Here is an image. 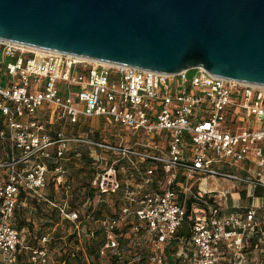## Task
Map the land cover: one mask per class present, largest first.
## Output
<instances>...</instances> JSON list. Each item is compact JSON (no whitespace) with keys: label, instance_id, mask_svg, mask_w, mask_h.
<instances>
[{"label":"built area","instance_id":"obj_1","mask_svg":"<svg viewBox=\"0 0 264 264\" xmlns=\"http://www.w3.org/2000/svg\"><path fill=\"white\" fill-rule=\"evenodd\" d=\"M0 54V139L8 140L11 149V160L0 163L7 169L0 181L1 264H14L19 249H29L11 222L21 188L39 192L52 172L56 186L70 192L66 169L58 165L50 170L43 159L51 156V146L59 145L57 157H62L75 142L114 155L92 185L96 192L118 195L126 203L118 215L100 220L105 235L100 257H128L134 264L146 257L139 248L144 246L150 264H166L188 219L193 246V252L185 254L189 264H222V247L232 250L235 264L244 262L246 237L257 232L260 206L253 203L243 213L221 215L216 193L202 190L200 184L208 175H219L264 189V85L224 78L202 66L166 73L3 39ZM42 110L51 111V119L72 123L103 117L120 134H128V140L117 134L120 141H93L63 131L53 138L43 133L44 124L37 118ZM135 159L154 166L131 186L123 183L118 165L127 160L139 170ZM235 165L257 172L221 170ZM158 168L164 181L145 192ZM190 197L194 202L187 215ZM52 205L80 228L77 210L67 203ZM47 242L44 237L42 247L31 249L33 264L48 263Z\"/></svg>","mask_w":264,"mask_h":264},{"label":"water","instance_id":"obj_2","mask_svg":"<svg viewBox=\"0 0 264 264\" xmlns=\"http://www.w3.org/2000/svg\"><path fill=\"white\" fill-rule=\"evenodd\" d=\"M0 39L264 85V0H0Z\"/></svg>","mask_w":264,"mask_h":264},{"label":"trees","instance_id":"obj_3","mask_svg":"<svg viewBox=\"0 0 264 264\" xmlns=\"http://www.w3.org/2000/svg\"><path fill=\"white\" fill-rule=\"evenodd\" d=\"M43 111V110H42ZM51 115V111H47L45 114V117L47 120H42V113L38 114L37 118L40 120L41 123L44 124L46 131L45 133H50V132H54L56 130L61 131L63 130V132L66 135L69 136H76V137H83L85 139H90L93 141H107V139H104L96 134H89V133H83V131H81V127L83 126L84 123H86V120L88 119H94V118H81V120L78 123H72L70 122L68 119H51L50 117ZM100 118V117H98ZM106 120V119H105ZM109 122V121H108ZM111 124V123H110ZM3 124H0V128H2ZM111 141V140H108ZM107 141V142H108ZM1 142V140H0ZM71 144V143H70ZM75 144H77V146L79 147V150H75L73 152V158H77V155L80 154L81 159H83L84 157H86V161L88 162V164L92 165V177L89 179L88 183L84 186V192L85 193V197L84 200L82 202H78L75 201L74 199H70L67 201V205L70 209H75L79 212V220L81 222V226L79 229L76 228L75 223L71 222L70 220L63 218L60 214V211L58 209V207H51V213H56V215H58L59 217L62 218V220L66 221L67 223H70L73 225L74 227V231H75V235L78 237L80 235H87L88 236V240L85 241V248L84 249V254L86 255V250L88 252V256L93 260V259H110L111 262L113 264H129L128 263V257L119 259L117 257H100L99 255V250L101 248V246L103 245L104 241H105V235L101 229L102 226H100V220L101 218L106 215L105 212L103 211V205L102 202H106V199L111 198L112 199V209L110 210L109 214H116L118 215L122 209V207L126 204L125 201L119 197L118 195H114V194H101L95 191V189L93 188L92 185V181L95 177V175L97 174V172L103 170L104 168H106L111 160L114 158V155L104 149H101L97 146H93L91 144L88 143H83V142H75ZM59 148V145L54 146V150H50V154L51 156L49 158L45 159V163L48 165L49 169L52 170L54 169L55 166L58 165H62L66 171H68L67 165L65 163L66 156L68 155V153L71 151V149H68L65 151L64 156L62 157H57V150ZM9 151V149H8ZM10 155V151L8 152V156ZM11 160V157H7L5 159H3V163L9 162ZM80 160V158H79ZM134 161L136 162V165H138L139 170H137L131 163V161H121L119 163V167L121 169V177L123 179V183H129V185L134 186L135 184H137L141 179V178L145 172L147 171V169L149 167H153L154 163H152V161L149 160H144V161H140L135 159ZM104 164V167L102 169H100V166ZM222 170V168H221ZM223 171V170H222ZM50 173V172H49ZM49 173L46 175V181L47 184L46 186H48V175ZM230 173V172H227ZM230 174H235V173H230ZM241 175V174H239ZM6 177V174H4V178ZM154 181L153 183H151L149 186H147L146 189H144L145 192H148L150 189L152 188H158L159 187V182H163L164 181V174L162 172V170L160 168L157 169L156 175H154ZM2 179H0V181H2ZM54 183V181H53ZM255 191L254 194L257 195L258 189H261L260 187H255ZM263 189V188H262ZM71 190H72V185H71ZM31 192L27 189H25L24 187L21 188V191L19 193V202L15 208V212L14 215L12 217L11 222L13 223V225L15 226V228L18 230V232L20 233L19 226L16 225V223H14V219L17 217H20V220L23 224H25V220L26 218L23 216L26 212L27 209H23V213L22 212H18L21 205V200L24 198H27V200L31 201L32 196L30 195ZM263 194V193H262ZM243 195H245V192H243ZM37 196V195H36ZM49 197V196H48ZM254 198V195L250 196V198ZM252 198V199H253ZM194 202V198L190 197L189 201H188V209H187V215H189L192 212V203ZM23 206V205H22ZM223 210V206H221V212ZM233 213H242L240 211L237 212H233ZM232 214V213H231ZM52 216V214H51ZM52 222V221H51ZM49 224V223H48ZM52 224V223H50ZM191 222L188 221V219L185 220L180 233L177 235L172 247L170 248V250L168 251L167 254V259H166V264H189V262L185 259V254H190L193 252V246L190 244V236H191ZM260 226L257 229V232H259L260 230ZM255 232L253 235H251L253 237V242H254V235H256ZM78 234V235H77ZM262 235V234H261ZM21 236V234H20ZM137 235H134V237ZM139 236L142 237V240L145 239L147 240V235L145 233H141ZM21 238L23 239L25 245L29 246V249H24L21 248L18 251V257L17 260L14 264L18 263L21 259V257L25 254L29 255V261L31 262V264H33V262L31 261V254L32 251L31 249L33 248H39L43 246V238L41 240L42 244L37 246H33L31 243L26 242L27 240H25L22 236ZM138 238V237H135ZM50 239L48 238V242L46 243L47 249H48V254L50 253L49 250V243H50ZM256 242H254L255 244ZM140 251L145 254L146 257L142 258L141 261H138L134 264H150V260L148 259L150 252L149 250H147L146 247L144 246H139ZM184 249L183 253H180L181 249ZM225 248L222 247L221 248V257L222 260H225ZM244 253H245V260L242 264H250L248 263V258L246 255V250L244 249ZM76 256V255H74ZM82 258L79 256L78 257V261H80ZM65 264H71V258H65L64 259ZM186 260V261H184ZM224 262V261H223ZM224 264V263H222Z\"/></svg>","mask_w":264,"mask_h":264},{"label":"rangeland","instance_id":"obj_4","mask_svg":"<svg viewBox=\"0 0 264 264\" xmlns=\"http://www.w3.org/2000/svg\"><path fill=\"white\" fill-rule=\"evenodd\" d=\"M0 54V58H1ZM75 100H77L75 98ZM46 110L42 111V120H47L45 117ZM40 113V114H41ZM244 127H241L240 130H242ZM83 133H89V134H96L104 139L111 140V141H120L121 137L128 140V134L121 132H118L115 130L114 126L110 124L107 120H105L103 117L100 118H94V119H88L86 120V123L83 124V126L80 128ZM117 134H120L121 137H118ZM75 150H79V147L75 144L71 145V151L66 156V165L68 168L66 177L68 181L72 185V190L70 192H67L64 188L60 187L59 189L55 188V185L53 183V173L50 172L48 175V187L45 189V193L50 195L52 198L56 199L58 202L66 203L70 199H74L75 201H78L79 203L84 200L85 193L84 192V186L88 183L89 179L92 177V165L88 164L86 161V157L81 159L80 155H77V158H73V152ZM8 151V144L5 142H0V160H3L6 157V153ZM80 158V160H79ZM45 160V159H43ZM104 167V164L100 166V169ZM251 167V166H250ZM222 170L224 172H230L235 174H241L245 175L247 174L246 169H244V165H235V166H224L222 167ZM250 173H256L257 169L252 168V170H249ZM5 172L0 169V179L4 178ZM204 181L201 182V188L204 191H211L216 193V197L221 203V205L224 208H228L232 204H236L239 206V211L242 210V208L249 207L251 204L254 203L252 201L253 197H247L246 192L244 188H246L248 185L243 184L239 182L236 179L219 176V175H208L203 178ZM249 188V186H248ZM243 192H245V195H243ZM241 197V199L236 202V198ZM263 198L256 197L255 198V204H261ZM39 203L36 199H31V203ZM112 199L108 198L106 199V202H102L104 212L105 214H109L110 210L112 209L111 206ZM40 204V203H39ZM21 207L18 212L23 213V209H27L28 212V206H22V203H20ZM33 207H35L34 204ZM43 209V208H41ZM38 215L41 213H45V210L39 211L38 209ZM52 216V222H45L43 221H34L31 220H25V224H23L19 218H15L13 221L16 223L17 226H21L19 228L21 236L27 240L26 242L31 243L33 246H39L42 244L41 240L43 236H45L48 233H51L49 236L50 243H49V260L47 264H65V258H71V264H113L110 259H91L88 256V252L86 250V255L84 254L82 248L86 249L85 247V241L88 240V236L80 235L76 236L74 227L72 224L67 223L66 221L62 220L61 217L56 215V213H51ZM43 217V215H41ZM28 218H31L29 215ZM260 224V228L264 231V211L258 212V219ZM49 223V224H48ZM52 223V224H50ZM53 230V231H52ZM30 233H37L35 235H30ZM261 233V232H260ZM78 235V234H77ZM263 236V235H262ZM260 244L264 245V239L260 241ZM245 250L246 252L251 251V249L255 248V244L253 242V237L249 235L246 237L245 241ZM76 255V256H74ZM225 260H223L227 264H231V259L233 257V252L230 249L225 250ZM81 257L82 259L78 261V257ZM259 264H264V256L258 257L257 259ZM2 263V255H0V264ZM16 264H31L29 261V255L25 254L21 257L20 261Z\"/></svg>","mask_w":264,"mask_h":264},{"label":"crops","instance_id":"obj_5","mask_svg":"<svg viewBox=\"0 0 264 264\" xmlns=\"http://www.w3.org/2000/svg\"><path fill=\"white\" fill-rule=\"evenodd\" d=\"M0 124L4 125L3 117H0ZM45 131H46V128H45L43 133H45ZM61 131H63V130H61ZM58 132H60V131L56 130L54 132H50V133L48 132V133H45V134H49L51 137L54 138V137L57 136ZM0 140H1V142H5V143L8 144V149L10 151V155L9 156L11 157V149H10V146H9V142H7L8 140H5V139H0ZM73 144H75V143L69 144L68 149H71V145H73ZM75 145H77V144H75ZM54 146H56V145H54ZM54 146H51L49 150H51V151L54 150ZM9 151H7L6 157H9L8 156V152ZM19 154H20V152H19ZM78 155H80V154H78ZM0 163H3V160H0ZM245 168L246 167L244 166V169ZM0 169H2L5 172V174H7V169H4V168H0ZM246 172L248 174V171H246ZM54 185H55L56 191H57V189H59L61 187V186H58V185L56 186L55 183H54ZM47 187L48 186H46L44 189L39 190V192H36V193L35 192H31V194H30L32 196L31 199H33V198L36 199L40 204L39 203H35V202L31 203V201L27 200V198H24V199L21 200V203H22L23 206H26V208H27V206L29 207L28 208V212L26 210L25 214L23 215L26 218V220H29V221L33 220V222L34 221H43V220H45V222H51L52 221V218H51V207H54L52 205L53 202L58 204V205H63L64 204V203L58 202L56 199H54L50 195L46 194L44 191H45V189ZM200 187H201V184H200ZM260 188L261 189L257 190V192H258L257 195L254 194V191H255L256 188L251 189L250 187L248 188V186L246 188H244L247 197H250L251 195H254V198L252 200V201H254V203H255V198L256 197L264 199V189H262V187H260ZM240 199H241V197L239 196L235 200H236V202H238ZM261 201H262L261 204H257V205L260 206L258 211H257V219H258V212L264 211V200H261ZM31 204H34L35 207H33V205H31ZM41 208H43V209H41ZM237 208H239V206L236 205V204H232L228 208H224L223 207L221 215H229V214H231L233 212H237V211H239V209H237ZM246 208L247 207L242 208V210L240 212L243 213ZM38 209H39V211L45 210V213H41V214L38 215V213H37ZM29 215L31 216V218H28ZM41 215H43V217H41ZM259 224H260V222H259ZM35 234H37V233H30V235H35ZM50 235H51V233H48L45 236H43V238L44 237L49 238ZM262 239H264V231L262 229H260L259 232H257L256 235H254V242H256L255 243V248L251 249V251H249V252H246V255H247V258H248V263H250V264H259L258 261H257L258 257L264 256V245L260 244V241H262ZM82 250L84 251V248H82ZM222 263L227 264V263H225L223 261H222ZM231 264H235L234 257H232V259H231Z\"/></svg>","mask_w":264,"mask_h":264},{"label":"bare ground","instance_id":"obj_6","mask_svg":"<svg viewBox=\"0 0 264 264\" xmlns=\"http://www.w3.org/2000/svg\"><path fill=\"white\" fill-rule=\"evenodd\" d=\"M78 57H80V58H87V59H93V58H88V57H85V56H81V55H77ZM95 60H98V59H95ZM103 61V60H102ZM103 62H105V63H110V64H116V63H112V62H109V61H103Z\"/></svg>","mask_w":264,"mask_h":264}]
</instances>
